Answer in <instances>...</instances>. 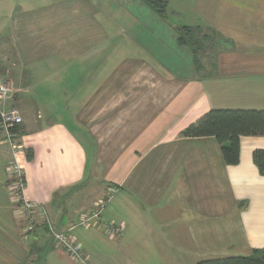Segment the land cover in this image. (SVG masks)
Masks as SVG:
<instances>
[{
	"label": "crops",
	"instance_id": "0c3cea01",
	"mask_svg": "<svg viewBox=\"0 0 264 264\" xmlns=\"http://www.w3.org/2000/svg\"><path fill=\"white\" fill-rule=\"evenodd\" d=\"M103 7L0 0V73L23 117L27 197L58 230L71 228L88 264H196L264 249V174L253 157L264 136H241L239 160L227 164L214 136L180 134L211 109H264V0H200V20L179 27L216 31L220 53L198 66L191 55L184 73L143 59L117 72ZM11 156L0 140V264H83L43 225L24 238L6 185Z\"/></svg>",
	"mask_w": 264,
	"mask_h": 264
},
{
	"label": "rangeland",
	"instance_id": "374dc122",
	"mask_svg": "<svg viewBox=\"0 0 264 264\" xmlns=\"http://www.w3.org/2000/svg\"><path fill=\"white\" fill-rule=\"evenodd\" d=\"M100 1L101 4L105 5L103 7L105 11L110 9L108 11L110 21L115 25V29L110 33L114 32V37L113 34L112 37L116 44L115 64L117 72H123L127 66L134 65L138 59H143L150 65L155 63V66L160 65V60H162L164 65L166 64L171 69H178L181 73L192 67L190 48L180 46L177 43V28L180 25L200 20L201 15L198 14L197 9L200 0H168L163 16L141 0ZM200 32L201 34L195 35L201 45L198 57L218 55L220 46L217 32H215L216 35L213 33L211 35V32L205 28L200 29ZM203 33H208L209 39L205 40L201 37ZM124 41H127L126 46ZM108 55L109 53L103 54L101 60L108 61L110 58ZM2 73L5 74V72ZM41 96L43 98L44 95ZM68 105L66 104L64 107L67 108ZM52 112L53 114L56 113V111ZM86 149L89 152V164L92 150L90 146Z\"/></svg>",
	"mask_w": 264,
	"mask_h": 264
},
{
	"label": "trees",
	"instance_id": "16d2710c",
	"mask_svg": "<svg viewBox=\"0 0 264 264\" xmlns=\"http://www.w3.org/2000/svg\"><path fill=\"white\" fill-rule=\"evenodd\" d=\"M141 1L161 16L166 12L168 0ZM200 29H202L200 26L177 28V43L190 48L197 66L201 45L195 35L201 34ZM206 30L211 32V35L212 33L216 35V31L207 28ZM201 37L205 40L209 39L208 33H203ZM180 134L183 137L214 136L220 145L224 161L227 164H235L239 160L241 136H264V109H211L187 125ZM253 157L260 173L264 174V149L256 150ZM196 264H264V249H255L249 255L204 259Z\"/></svg>",
	"mask_w": 264,
	"mask_h": 264
},
{
	"label": "built area",
	"instance_id": "2783aa9c",
	"mask_svg": "<svg viewBox=\"0 0 264 264\" xmlns=\"http://www.w3.org/2000/svg\"><path fill=\"white\" fill-rule=\"evenodd\" d=\"M13 95L14 89L10 79L0 73V140L10 147L12 154L6 165L8 176L6 185L15 203V213L24 221V238L27 239L39 225H43L54 238L56 247L73 259L88 264L81 245L70 231L71 228L69 231L58 230L45 206L29 199L26 195L25 170L19 158L22 147L17 142V129L22 124L23 117L16 105L8 104ZM103 207L102 202L93 211L86 213L79 224L87 225L93 218H97ZM110 232L118 234L120 230L110 227Z\"/></svg>",
	"mask_w": 264,
	"mask_h": 264
}]
</instances>
